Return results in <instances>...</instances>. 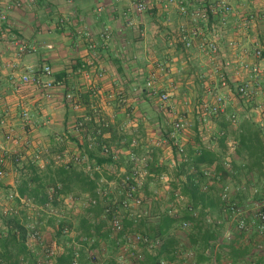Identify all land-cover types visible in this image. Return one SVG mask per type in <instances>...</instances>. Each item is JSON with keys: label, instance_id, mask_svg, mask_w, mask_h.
I'll return each instance as SVG.
<instances>
[{"label": "crops", "instance_id": "1", "mask_svg": "<svg viewBox=\"0 0 264 264\" xmlns=\"http://www.w3.org/2000/svg\"><path fill=\"white\" fill-rule=\"evenodd\" d=\"M0 2L3 5L19 3L18 7L8 13V25L12 35H2L0 32V116L5 120V127L0 130V146L7 151L16 152V141H10L12 138L8 139V136L10 133H19L28 139L26 144L32 143L31 148L25 145L21 152L22 164H27L33 156L39 154L40 162L37 165L41 176L47 177L48 181H62L67 188L59 200V213L72 227L67 240L57 244L53 226H49L46 220L40 224L45 240L55 243L63 251L73 247L78 238L100 222L103 199L97 197L95 189L99 182L108 189H113L112 184L119 182V175L127 168L126 154L132 142L166 137L171 121L170 119L168 122L167 117L173 115L170 114L171 110L164 109L158 96L145 88L152 71L159 72L155 89L159 93L170 94V108L187 109L188 106H193L192 119H195L193 123L197 131L194 137L190 136L189 128L186 132V138L189 134L186 139L188 151L191 152L196 145H200L204 150L217 154L222 151L220 154L225 155L228 142L224 141V147L219 141L216 142L219 132L226 133L224 139L238 142L244 136L242 129L248 124H255L245 117V112L240 110L238 105L231 102L226 108V113L237 112L241 116L240 124L232 127L224 117L220 120L213 119L215 133L210 135L208 141H204V127L200 128L197 122L195 108L197 102L206 99L208 88L217 89L218 93L223 91L214 70L215 66L219 68L222 59L213 62L199 51L196 44L186 53L181 44L174 42L178 27L190 24L189 19L178 12L176 5L165 8L164 0H146L149 10L140 16L135 13L134 4L130 0ZM231 3L235 14L226 27L221 46L227 57L233 59L239 50L229 47V42L235 41L251 50L253 40L261 37L258 33L264 27V19L261 18L252 29H236V17H245L264 10V0H231ZM128 21H132L134 26H129ZM104 30L112 34L106 48L101 47L99 40V34ZM85 32L90 33V39L93 41H90ZM12 36L29 46H34L36 51L19 53L17 47L10 42ZM91 42L97 44L95 53L89 47ZM90 62L93 65H90ZM29 65L50 66L54 79L62 81L64 86L43 94L32 84H20V77ZM159 65H163V72L158 70ZM94 91L97 92L96 97L93 95ZM66 92H73L81 101L80 112L74 111L65 103ZM120 95L125 98V103L120 102ZM94 107L99 108L103 118L111 123V129L106 132L104 141L113 150L118 151L120 161L99 165L97 163L102 156L92 153L93 159L89 165H70L69 168H64L55 164L57 155L65 151L69 155L82 151L85 138L74 135L72 129L76 120L85 114H91ZM24 111H28L30 115L31 120L28 122L22 118ZM186 118L190 127L191 119ZM59 138L62 142L58 141ZM2 153L4 151L0 149V155ZM158 155L164 159L163 165L165 164L167 171L163 173L170 179V189L180 187L183 192L184 186L189 183L182 180L186 170L184 174H180V165L174 168L169 166L173 156L172 150L165 148L159 151ZM96 166H100V170H95ZM5 170L8 177L0 182V187L4 188L6 194L16 192L20 173L27 170L10 161L7 162ZM64 177H67V180ZM151 180L149 179L150 183L144 190L147 197H155L154 192L161 187L155 181L151 183ZM162 190L161 188V194L164 195ZM202 194L205 197L203 203L194 202L189 196H185L196 204L209 207L215 216H219L217 195ZM164 196L165 199L156 198L154 201L156 215L163 213L167 207L170 194L165 193ZM90 198L98 199L95 207L88 206ZM179 244L180 241L177 245ZM173 249L175 247L167 249L164 253L168 263L187 264L184 259L173 255ZM245 250L248 254L252 252L250 249ZM36 254L41 252L37 251ZM154 256L156 255L144 253L143 261L149 264ZM255 256L264 264V254L256 253ZM227 258L229 259V256L223 258L218 255L217 261L224 264ZM239 262H244V259ZM207 263L209 259L205 261L199 254L197 264Z\"/></svg>", "mask_w": 264, "mask_h": 264}, {"label": "built area", "instance_id": "2", "mask_svg": "<svg viewBox=\"0 0 264 264\" xmlns=\"http://www.w3.org/2000/svg\"><path fill=\"white\" fill-rule=\"evenodd\" d=\"M134 4L137 15H143L149 10L146 0H130ZM164 7L176 5L178 12L189 19L190 24L180 25L175 32L174 42L182 45L183 50L189 53L197 45L201 53L206 54L213 62L222 59L219 68L215 66V73L220 88L224 91L213 93V88H208L205 101L199 102L195 108L197 122L200 128L209 125L211 119L224 120L232 127L240 124L241 116L237 112L226 113L229 103L233 102L245 112V117L257 124L260 129V137L264 139V27L260 30L261 37L253 40V47L249 50L244 45H238L235 41L229 42V47L238 49L239 52L233 59L227 57L222 49L221 41L224 38L227 25L234 16L235 11L231 0H164ZM19 3L14 5H3L0 2V32L2 35H12L8 25V13ZM264 19V10L248 16H237L235 20L236 29L248 30L257 25V21ZM128 25L133 27L132 21ZM89 39V32L84 33ZM6 37V36H5ZM112 39V34L104 30L99 34L101 47L106 48ZM90 41H93L90 39ZM17 47L19 53L34 52L36 48L19 41L15 36L10 40ZM90 49L95 53L97 44L91 42ZM90 65H93L90 62ZM158 70L163 72V65ZM103 72H100V76ZM159 72L152 71L148 77L145 88L151 90V94L159 97L166 110H171V121L166 137L160 139H149L133 141L129 147L126 159V170L119 175V182L113 183V189L103 187V183L97 184L95 193L98 198L103 199L102 213L99 220L104 223V230L110 239L114 241L118 250L116 264H143L144 253L156 255L164 240L161 236H152L143 233L137 227L146 221H153L158 215L154 212V201L162 199L170 194L167 199V207L163 214L176 220L173 229L185 234H197L205 231L217 233V239L209 249L207 256L209 263L219 264L217 255L226 258L231 250L250 249L252 252L246 255L244 262L239 264H261L256 253L264 254V176L248 171V161L235 159L232 155L238 147V142L225 139L228 149L225 155L210 164L195 165L189 155L186 132L189 122L184 114L176 113L169 108L170 94L155 89V83ZM20 84L34 85L43 94L52 91L56 87H63L62 81H56L50 66L36 67L29 65L20 77ZM93 95L96 97L97 92ZM64 101L74 111L82 110L79 101L73 92H66ZM120 102L126 100L120 95ZM22 118L28 122L31 120L28 111L22 113ZM5 120L0 116V130L4 129ZM111 123L103 118L99 108H92L91 115L85 114L76 120L72 129L74 135L86 136L89 148L100 147L102 154L110 156L115 164L118 162L119 153L107 144L101 142L105 138L103 131L108 130ZM126 128V127H125ZM204 129V128H203ZM11 133L8 139L11 138ZM224 131L219 132L216 137L225 138ZM165 148L172 150L170 167L185 165L184 182H191L197 186L201 193L216 194L219 202V216H215L209 207H204L190 201L182 192L181 188L170 189L169 177L161 173L154 176L152 167H158L164 159L159 157V151ZM4 151L0 155V180L6 176L5 166L12 158L15 162L23 160L21 154L11 153L0 146ZM203 148L196 145L193 150L196 155ZM40 159V155H35ZM60 164L89 165L90 159L85 151L69 155L64 152L56 158ZM96 166L95 170H100ZM158 183L160 189L154 192L155 197H147L144 194L146 186ZM155 181V182H154ZM61 188V185H58ZM161 188L164 195L161 194ZM169 190V191H168ZM17 197L15 192L7 195V206L4 213L13 211L10 205ZM165 199V198H164ZM26 206L31 207V202L21 200ZM97 198H90L88 206L95 207ZM57 215V211H52ZM132 223L126 227L125 222ZM28 245L37 243L41 254L36 259V264H55L57 258L63 251L55 243L47 242L44 234L34 224L28 225ZM172 229V230H173ZM64 235L69 236V229L63 230ZM174 236V232H171ZM188 240V238H187ZM71 264H107L109 260L108 246L93 236H82L78 242L73 243ZM177 258L184 259L187 264H197V252L185 242H180L175 247ZM84 257L86 259H84ZM158 264H169L167 260L160 259ZM224 264H235L231 259H226ZM238 264V263H237Z\"/></svg>", "mask_w": 264, "mask_h": 264}, {"label": "trees", "instance_id": "3", "mask_svg": "<svg viewBox=\"0 0 264 264\" xmlns=\"http://www.w3.org/2000/svg\"><path fill=\"white\" fill-rule=\"evenodd\" d=\"M110 129L111 128L103 131V133L106 134ZM242 132L244 133V136L240 138V141L238 140V147L232 156L235 159L240 158L241 160H247L248 171L252 173L255 172L259 176H264V139L260 137V129L258 125L248 124L242 129ZM84 138L85 143L83 144L82 151H85L88 154L90 160L93 159L92 153H98L102 158L98 160L97 164H114L110 156L102 154L99 146L92 149L89 148V143L85 135ZM58 141L62 142L60 138ZM100 141L105 143L104 139ZM218 141L221 146H225V139L223 137L219 138ZM59 152L58 154H60ZM221 152L222 151H220V153ZM220 153L217 154L210 150L202 149L200 150V154L196 155L194 150L191 152L189 151V155L192 157V161L195 165L210 164L224 155L223 153ZM54 160L55 164H59L64 168L70 167V165L65 166L60 164L57 159ZM119 161L120 155L118 162ZM39 162L40 159L36 160L35 156H33L31 161L25 165L22 164L23 160L20 162L14 161L16 165L25 168L27 172L20 173L19 184L17 185L15 192L17 197L10 204L12 205L13 211L11 213H4L5 208L0 211V264H36V259L40 255L36 253L37 251L40 253L41 250L37 243L28 245L29 224H34L37 229H40V224L42 221L44 222L46 220L47 224L54 228V236L57 240V244L67 240V235H64L63 233L64 229L72 231L71 225L63 219V215L59 213L61 205L59 200L63 193L67 191V188L62 184V181H48L47 177L41 176L37 165ZM184 170L185 165H180L179 173L184 174ZM150 171L152 175L158 176L161 173L166 172L167 168L165 164L163 165V163H160L158 167H152ZM64 178L67 180V177ZM58 185H61L60 189L58 188ZM183 192L184 195L189 196L194 202L203 203L205 198L204 195L200 193L198 187L191 182L184 186ZM8 194L9 193L6 194V197ZM23 199L30 201L31 207L22 203L21 200ZM53 210L57 211L56 216L51 214ZM102 223L100 221L95 226H91L90 230H88L83 236H89L92 234L98 239V241L105 243L109 248L108 253L111 256V259L107 264H116L115 259L118 255V250L115 248L114 241L109 238L108 233L104 230L105 227ZM125 224L126 227L132 226V223L128 221H126ZM175 224L176 220L161 213L158 214L155 220L142 222L139 227H137V229L143 233L146 232L152 236H161L164 240L163 245L158 250L156 256L150 259L149 264H158L160 259L166 260L164 253H166L167 249H172V247L174 248L178 244V241L171 235V230L174 228ZM80 238L76 241H79ZM187 238L188 246L196 249L197 258L200 254V256L206 261L209 259L207 256L208 249L218 237L216 232L205 231L197 234H190ZM230 247L229 259L235 264L243 260L248 254L245 248L236 249L233 246ZM73 251L74 248L72 246L69 247L57 258L55 264H71ZM173 255H175V249H173ZM218 260L220 261L219 258ZM143 264H146V261H143Z\"/></svg>", "mask_w": 264, "mask_h": 264}, {"label": "rangeland", "instance_id": "4", "mask_svg": "<svg viewBox=\"0 0 264 264\" xmlns=\"http://www.w3.org/2000/svg\"><path fill=\"white\" fill-rule=\"evenodd\" d=\"M217 92V89H214L213 90V93H216ZM202 101V100H201ZM205 101V100H204ZM197 101L195 100V103H196ZM199 102H197V104H198ZM201 103V102H200ZM170 104V103H169ZM171 104H172V102H171ZM171 106H169V108H170ZM193 107V106H192ZM192 107H187V109L185 108V109H183V108H177V107H174L173 109L172 108H170V109H172V111H180L179 113L180 114H183L184 113V115L186 116V117H188V119H191V126L189 127V134H190V136L191 137H194V133L197 131V128L196 129H194L195 128V126H194V123H193V120H195L194 118L192 119V117H193V108ZM170 119H171V116L168 118L167 117V121L169 122L170 121ZM163 124L165 125V121L163 122ZM22 127V126H21ZM215 125L213 124V119H211L210 120V123H209V125L208 126H206V127H204V129L202 130L203 131V134L205 135V139H204V141H208V139H210V135L212 134V136H213V134L215 133ZM22 130V129H21ZM189 134H187V139H188V137H189ZM12 136H11V140L10 141H16V147H15V149H17L16 150V152H12L11 151V153H15V154H21L22 155V150H24L25 148H24V146L25 145H28L30 148L32 147V143H28V144H26V142L28 141V139H25L23 136H21L19 133H12L11 134ZM215 141V140H214ZM218 141V140H217ZM216 141V142H217ZM9 145H11V143L9 144ZM14 145V144H13ZM26 147V146H25ZM23 156V155H22ZM10 162H13L14 163V160L11 158L10 160H9ZM175 173V172H174ZM176 173H177V171H176ZM7 177H8V172H6V176L3 178V179H1L0 180V182L2 181V180H4V179H7ZM4 190V188L2 187H0V211H2V210H4V208L7 206V197H6V193H5V191H3ZM8 193H10V192H8ZM171 232H174V236L173 237H176V239L178 240V241H180V242H187L188 240H187V236L185 235V234H183V233H181V232H179V230H177L176 228L175 229H173V231H171ZM50 243H51V241H49ZM108 255H109V260L111 259V256H110V254L108 253ZM109 260H108V262H109Z\"/></svg>", "mask_w": 264, "mask_h": 264}]
</instances>
